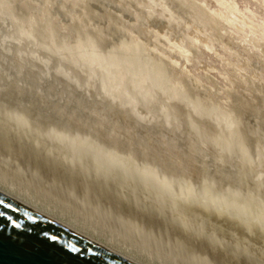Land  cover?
Masks as SVG:
<instances>
[{
    "label": "rangeland",
    "instance_id": "obj_1",
    "mask_svg": "<svg viewBox=\"0 0 264 264\" xmlns=\"http://www.w3.org/2000/svg\"><path fill=\"white\" fill-rule=\"evenodd\" d=\"M238 2L240 3L241 6L250 7L256 13H258V14L260 13V10L258 9V7L254 1H252V0H238ZM94 6H96V8ZM90 7H93L97 11L98 7L101 9L103 6L101 7V5L98 4V7H97V4H92V6L90 4ZM102 9H101L102 12L103 11L106 12V10H107L106 13L108 14V16L112 15V14H110V12L113 13V11H114V9H112V7H109L108 9L107 8L105 9L103 7ZM110 9L113 11H111ZM96 11H95V13H96ZM102 12L99 11L98 14L102 13ZM113 15H115V13ZM109 17H111V16H109ZM101 21H103V19L99 20L98 23L99 24L101 23L102 25L98 24V26L103 30V32L106 31V33H108L110 29L115 28L113 23H109V26H107L108 23L106 24L103 21V23H104V25H103V23ZM111 24H113V25H111ZM109 27H112V28L109 29ZM105 28H107V29H105ZM145 30H146L145 28H142L141 32L143 34L141 33L140 38H139V41L142 40L141 42H144L145 37H147ZM106 33L104 36L107 35ZM108 34H110V32ZM106 37H107L106 39H108V36H106ZM143 37H144V40H143ZM201 59L202 60H201L200 64L198 63L196 66H193V67L188 66V68L191 69L192 73H194L195 75L201 76V83L197 88H194L193 86L185 85L187 87L186 88L184 85H177V83H175L176 85H174V86L172 85V86L174 87V89H177V91L179 89L178 86L179 87L184 86L181 89H179V91H178L180 94H184V96L185 95L187 96V95L192 93L191 95L195 94L196 96L198 95V97L201 95H203L202 97H204V96L207 97V92L210 91L211 96L207 97L209 103L213 104V106L218 105V104L221 105L223 107L222 111H224V112H226L232 116L231 118L235 124V127H234L235 132L233 131L234 135L231 134L227 138L223 137V135L220 136L219 134H216L215 132H213L212 128H210L207 125H206V127H208V129L205 128V130H203L202 129L204 127L203 125L201 128L198 127V129L200 128L199 129L200 131L203 130L205 133L209 134L210 137L213 135L215 136V138L211 137L212 138L211 140L216 139V140H213L216 143L215 142L213 143L215 145L213 147L214 153L211 156V159L212 158L214 159L211 161L212 163H215L214 162L215 159H216V161H217V159L219 160V158H220L219 156L224 154V152L228 153L227 155L229 156V158H228V156H226L227 160L228 159L230 160L231 159L230 157H233V159H235V160L237 159L236 161H238V159H240L241 163L238 162L240 164H238V168H237L238 171L236 172V176L232 175L233 177H230L229 174H227L226 169H224L223 167H222V169H220V166L217 163H216V165H218V166H215V164L214 165H212V163L208 164V162H206L205 160L204 161L201 160L203 158V156L199 155V153L196 152L197 157L199 156L198 158H200V159H197V157H195L196 155H194L195 151L191 150V151H188L187 153H182V150H180L179 148H177L176 149L177 151H176V150H174L175 148H173L171 146H169L170 148H168V149L166 148L167 149L166 150L164 148V145H163L165 140L162 142L161 141L162 139H160L159 136L155 135L154 133H152L150 131L148 132L146 129L140 128L137 124H135V122L131 119V117L128 118L129 116H127V115L122 116V117H121V115L120 116L119 115L114 116L113 113H112L113 115L112 114L111 115L110 114L104 115L103 112L98 111L99 109L95 110L90 106L87 107L86 106L87 103L85 104L81 99L79 101V98L77 99L73 94L72 95L74 96V98L71 95V93L68 94V92L64 91V89H62V91H61V87L59 88V86L57 84L56 85L54 84V86H52V84H51L49 87H47L48 89L45 88V89H41V91H40V86H39V89L37 87L39 85L38 83L40 80L39 74H36L33 71L30 72L29 69H24V73L22 72L23 74L21 75L24 79L22 78L20 83L15 81V80H13L12 82H8L5 80V76L0 73V75H1V77H0V93H1L0 100L2 99V100H4V103L5 102L7 103V98H8V103H7V105H5V104L3 105V106H5V107H3V109L4 108L6 109V107H7L8 110L6 109V111L9 112V107H10V109H12V107L15 108V106H16L17 108L14 109L15 111L18 109L16 111V114H15V112H13V110H11L14 113L13 115H15V118L19 115L18 112H22V110H23L22 114H24V115L26 114V115L23 116L22 114H20L21 117L19 115V118H22V117L27 118L28 117L29 120H27L25 118L24 122H21V123L24 124V123L28 122L29 127H31L30 124L36 122L37 124L36 123L35 124L37 125V128L39 127L38 128L39 130L35 129V128L31 129L32 128L31 127L29 129L25 130L26 133H25V131L23 133V131L21 129L22 127H20L21 124L19 123L23 119L22 120L19 119L20 121L18 119H16V121L18 120L17 122L20 124V126H18L19 124L17 125L18 127H20V131H19L18 127L15 125L17 123L16 121H15L16 122L15 124L14 123L10 124L8 122L9 121L8 118L11 119V115H12L11 111L9 112V115L8 114L6 115L8 118L6 116H4L5 114L3 112H1L2 114L0 113L1 115L4 114L3 117H1L2 118L1 120H3L4 125L6 122H8V123H6V126L8 124H10L11 127L15 126L14 128L10 127V129H8L9 125L7 126L8 128L6 126H5V128L2 127V129H6V130H4L5 132L8 130L7 132H9V135H8V133L7 134L5 133L3 135V136H5V135L7 136V137L6 136L4 137V139L8 140L7 144H6L5 140L0 139V140H3L0 142V187L3 189L6 188L7 190H10L9 185L11 183L16 184L17 187L10 190L14 195H18L19 197L29 201L33 205L36 204L37 208L42 209L44 211H47L49 213H52L53 215L57 216L59 219L67 221L68 223L74 225V227H76L81 232L88 234V235H93L98 241L105 243L107 246H111L114 250H118L121 253H122V251H125V250L128 251V253H124V254L127 257L133 258L134 260L138 261L139 264H264V183L255 182L256 181L255 180L256 172H261L260 170H264V152H263L264 151V142H263V140H264V114H263L264 113V103H261V102H264V87H263L264 81L262 80L263 82L262 81L259 82L260 80L257 81V79H254L253 84H251V86H249V87L247 86L245 88V86L243 87V85L241 83H238V81H235L236 80L235 78L233 79V77H231V78H228L229 81L232 80V81H230V83L233 85V82H236V83H234L233 86H231V84L228 81H225L226 78L223 80L224 76L223 77H221L222 75L219 76V74L222 73V70L219 67V65L215 64L216 68H218V69H216V71L214 70V72H213V70H211V72H210L208 69H205V67H203V65H201V64L205 63V61L208 63H211L213 60L209 59V58H204V57H202ZM198 67L200 69H198ZM201 67L205 71H203ZM263 68H264V64H263ZM196 69L199 70V72H201V70L203 72L199 73ZM263 70L264 69H262V72H263ZM134 72H135V70L133 71V73ZM207 76L211 77V78L209 77V80L211 82L210 81L205 82V80H207L206 78H208ZM212 77L215 81H213ZM263 77H264V74H263ZM117 78L118 77L116 76L115 80H118ZM24 80H26V81H24ZM256 81L258 83H263L260 86L258 85L261 88L263 87L262 88L263 90L256 85V83H257ZM117 82H119V80ZM215 82L218 85H216ZM226 83L228 85H226ZM202 84H205L206 86L202 85ZM212 84H214V85H212ZM235 84L237 85L236 87L237 88L239 87L240 90L239 89L236 90L237 88L235 87ZM201 85L205 86L206 88L205 87L202 88ZM252 85H254L255 87L253 86L254 87L253 88ZM220 86H221V88H220ZM226 87H227V89L233 88L234 89V90H232L233 92H231V90H226V92H225ZM240 87H242L243 89H246L247 91L246 90L245 91L247 93L244 90H241L242 88H240ZM50 88H52V89L50 90ZM56 88H57V90H56ZM198 88H200V89H198ZM218 88H220L221 90ZM251 88H252V91H250ZM256 88H258L259 90ZM202 89H204V91ZM211 89H213V91L214 90L216 91V92L214 91L215 94ZM255 89H256L255 92L258 91L257 94H255V92H254ZM199 90H201V91H199ZM205 90H207L206 94H205ZM260 90L263 92V94ZM56 91H59V92H56ZM238 91H239V93H238ZM62 92H63V94H62ZM249 92L251 94H249ZM2 93H3V96H2ZM199 94H201V95H199ZM217 94H219V95H217ZM221 94H223V95H221ZM228 94H230L231 97ZM68 95H70V96H68ZM208 95H210V94H208ZM220 95H221V97H220ZM61 96H63V97H61ZM253 96H254L255 100H254ZM218 97L220 100L218 99ZM256 97H258V98H256ZM123 98H126V97H123ZM207 98H205L206 100H204V104L205 105L206 104L211 105L207 102ZM228 98L230 101H227ZM196 99H197V97H196ZM212 99H213V101H212ZM194 100H195V98H194ZM70 101H72V102H70ZM253 101L255 103H252ZM2 102H0V105ZM14 102H16V103H14ZM80 102H82V103H80ZM220 102L222 104H220ZM223 102L228 107L225 106ZM226 102H228V103H226ZM244 102H245V105H244ZM70 103H71V105H70ZM79 103H80V105H79ZM83 104L86 107H83L84 106ZM258 104H260V106ZM229 105H230V107H229ZM19 106H20V108H19ZM73 107H74V109H73ZM224 107H225V109H224ZM228 108H230V109H228ZM0 109H2V107H0ZM94 110H95V112H94ZM68 111H69V114H68L69 116L66 114V113H68ZM70 111H71V113H70ZM72 111H75V112H72ZM98 112L102 113V116H100L101 114L98 115L99 114ZM128 112L129 111H127V113ZM178 112H181V111H178ZM176 114H177V112H176ZM233 114H234V116H233ZM29 115H30V117H29ZM106 116H108V117H106ZM187 116L188 117H186L185 120H187L186 122L190 123V121H192V119L188 114H187ZM4 117H5L6 122L3 119ZM38 117H39V119H38ZM66 117H67V119H66ZM184 117H185V115H184ZM12 118H14V116H12ZM35 119H38V120H35ZM54 119H59L58 120L59 123L57 122L58 124H56ZM68 119H70L69 122H68ZM125 119H127V120H125ZM188 119L189 120L191 119V120L189 121ZM1 120H0V124L3 123ZM11 120H13V119H11ZM14 120H13V122H14ZM61 120H62V123H64L62 125H60ZM31 121H33V122H31ZM37 121H39L40 123ZM247 121L249 124L247 123ZM53 122L56 124L55 126L52 125ZM71 122H72V124H71ZM131 122L134 124H132ZM38 123L41 125L38 126ZM258 123H259V125H258ZM35 124H33V125H35ZM50 124L52 125V127L57 126V128H59L58 129L59 131H60V127L58 125H60L61 127L63 126L65 128L68 127L67 129H61L62 131L65 130L64 136H67V137H64V140L66 141L69 137V139L76 144V146H75L76 148L72 147L73 150H75V149L76 150L79 149V151L83 150V152H85L87 155H89V156L86 155L87 159H85V157H84V159L81 157V160H79L80 157H77L78 158V161H77L78 163H77L76 162L77 158L75 160L76 156L75 155L72 156V154H69L68 150L65 151L67 153L64 152L65 154H68V155H64V153H63L64 150L61 151L64 148L61 149V147H59V145L57 146L58 142H55L57 144H54L53 141H55V140H53L52 142H49V143L54 144L53 147L51 145L48 146V144H46V141H44V140L43 141L45 143L42 142V140H41V142L38 144V141H37L38 138L37 137L39 136V134H38V136H36L37 135L36 132L39 131L38 133H40V131H41V133H42L44 131V129H47V128L49 130L51 128ZM95 124H96V126H94ZM254 124L256 127L254 126ZM99 125H100V127H99ZM41 126H42V128H40ZM48 126H50V127H48ZM193 126H196V125L193 124ZM24 127H25V125L23 126V128ZM26 127H28V126H26ZM45 127H47V128H45ZM16 129H18V131ZM30 129H31V131H30ZM40 129H43V131ZM51 129H54L51 131L57 130L56 128H51ZM71 129H73V130H71ZM33 130H34L35 135L33 134ZM35 130H37V131H35ZM48 130H46V131H48ZM67 130H68V133L66 132ZM27 131H29L30 134H33L34 136L33 135L31 136ZM59 131H57V132H59ZM71 131H72V133H71ZM203 131H202V133H203ZM50 132H46V133L50 134ZM69 132L71 133L70 135H68ZM209 132L211 133V135ZM213 133H215V134H213ZM18 134H19V136H18ZM45 134H43V135H45ZM43 135H42V137H43ZM74 135L75 136L77 135V136L74 137ZM8 136H9V139H8ZM30 136H31V138H30ZM40 136H39V141L41 138ZM45 136H47V135H45ZM52 136H53V134L48 135V139L52 140V138H53ZM191 136H193V135H191ZM34 137L37 139V140H35V141H37V143H36L37 145L34 144V142H35V141H33L35 139ZM49 137H52V138H49ZM78 137L79 138L81 137V138L79 139ZM12 138H13V141H12ZM18 138H19V140H18ZM194 138H195V136H194ZM228 138H230V139H228ZM20 139L22 141L23 140L24 141L22 142ZM70 140H69V142L71 143ZM29 141H30V143H29ZM65 141L62 144L67 143V144H69L68 146H70V147H71V145L72 146L75 145L74 143L70 144L68 141L67 142H65ZM194 141H196V140H194ZM9 142H11V143H9ZM102 142H104L107 145L105 146V144ZM14 143H16V144H14ZM9 144H11V145H9ZM45 144L50 148H48ZM62 144L60 146H63ZM100 144H102V145H100ZM6 145H9V146L6 147ZM55 145H56V147L60 148V151L56 152ZM156 145H158V146L156 147ZM227 145L230 147H228ZM38 146H40V147H38ZM64 146L67 148H70V147L66 146V144ZM44 147H46L48 150L49 149L50 150L48 151ZM51 147H52L54 152L51 150ZM112 147H114V149H112ZM15 148H17V149H15ZM72 148L70 150H72ZM107 148H109V149L107 150ZM41 149L43 152L41 151ZM169 150H170V152H169ZM227 150L230 152H228ZM111 151H113V152H111ZM120 151H121V153H120ZM167 151H168V153H167ZM171 151L173 153L175 152V154H173ZM13 152H14V155H13ZM189 152L191 155L189 154ZM192 152H193V155H192ZM247 152H248V154H247ZM85 153H83V154H85ZM99 153H101L102 155L100 154L101 156H99ZM111 153H113L114 155ZM179 153L181 156L179 155ZM15 154H17V155H15ZM95 154L98 156H96ZM130 154H131V156H130ZM172 154L174 156H172ZM184 154L186 156H184ZM235 154H237V155H235ZM244 154H245V156H244ZM27 155H29V156H27ZM63 155L65 158L63 157ZM69 155H71V156L69 157ZM91 155H92V157H91ZM124 155L128 158H126ZM14 156H15V158H14ZM57 156H58V159L56 158ZM103 156L104 157L106 156L107 158L106 157L104 158ZM237 156H239V157H237ZM67 157H69V158H67ZM73 157H74V159H73ZM168 157H170V158H168ZM13 158H14V160H13ZM55 158L57 160H54ZM184 158L186 159V161ZM107 159H109V161L110 160L115 161V163H118L119 165L122 166L123 169H125L126 178L123 181L119 180L120 182H118L117 178L114 179L113 178L114 176L112 174H110L107 171V169H104L105 167L107 168V165H106ZM43 160H44V162H43ZM71 160H73V161L71 162ZM103 160H104L105 164H103L104 163ZM51 161H53L54 163H52ZM68 161H70L71 163ZM182 161H183V163H182ZM40 163H42V164H40ZM45 163H47V164H45ZM84 163H85V165H84ZM39 164H40V166H39ZM99 164H101V166ZM108 164H109V162H108ZM47 165H48V168H47ZM61 165H63V166H61ZM79 165L81 168L79 167ZM98 165H99V167H98ZM104 165H106V166L104 167ZM239 165H241V166H239ZM211 166H213V167H211ZM214 166L216 167V170H218L219 172L215 170ZM41 167H43V168L41 169ZM45 167H46V169H45ZM200 167H201V170H200ZM208 167H210V168H208ZM217 167H219V168H217ZM211 168H214V169H211ZM242 168H244L246 171ZM89 171H92V172H89ZM105 171H106V173H105ZM178 171H180V172H178ZM182 171H184V173ZM212 171L214 174L212 173ZM53 172H54V174H53ZM101 172H102V174H101ZM164 172H167V173L169 172L170 174L166 175V173H164ZM79 173L81 174V176ZM141 174H143V175L149 174L150 176L152 175V176H154L153 179L157 178L158 180H162L163 182L164 181L166 182L168 180H170L169 182H171L174 180L173 182L175 183V186L177 185L175 188L184 186L183 188H185L189 191L192 198H188L189 200L188 199L186 200L187 203L181 202L184 206L183 207L181 205V207H182V209H181L180 205H179V207H177V205H173V204H176L173 202H175L176 200H177L176 202L179 201L178 194L175 191H174L173 195H171V194L167 195V194H165V192H163V190L160 188L159 185H157V184L155 185V183H150V180L146 179L145 177H143L145 179L141 178V176L139 177V175H141ZM164 175L166 177H164ZM174 175L175 176L177 175L176 178ZM182 175L183 176L185 175L184 178ZM224 175H225V177H224ZM72 176H74V177H72ZM170 176H172V177H170ZM213 176H215V177H213ZM216 176H217V178H216ZM61 177H63V178H61ZM140 178H141V180H140ZM226 179H228V180H226ZM84 180L86 182H84ZM127 180L129 181V183ZM76 181L78 183V186L76 184ZM135 181H137L138 183ZM107 182H109V183H107ZM140 182H142V183H140ZM120 183H121V185H120ZM181 183H182V185H181ZM184 183H185V185H184ZM124 184L127 186H125ZM136 184L137 185L140 184V185H138L139 187L136 186ZM97 185L99 187H97ZM111 185H113V186H111ZM123 185L125 187H123ZM137 187H138V189H137ZM140 187H142L143 189ZM76 189H77V191H76ZM128 189H129V191H127ZM191 189H192V191H191ZM107 190H108V192H107ZM139 190H140V192H139ZM145 190H146V192L144 193ZM207 191H208V193H207ZM169 193H171V192H169ZM161 194H163L162 196H165V197H161ZM174 194L175 195L177 194V195L175 196ZM143 195H144V197H143ZM149 195H151V196H149ZM136 196H138L139 198ZM172 197H173V199H172ZM105 198H107V199H105ZM113 198H115V199L113 200ZM175 198H177V199H175ZM170 199H172V200H170ZM130 200H132V201H130ZM169 200H170V202H169ZM150 201H152V202H150ZM164 201H165V203L166 202L167 203L165 204ZM211 202L213 205H211ZM124 203H126V204L124 205ZM216 203H217V205H216ZM107 204H108V206H107ZM221 204H222V206H221ZM128 205H129V207H127ZM138 205H140V206H138ZM143 205H145V206H143ZM161 205H163V207ZM172 207L175 208L174 210H176V211H174L172 209ZM127 209H129V210H127ZM146 209L147 210L149 209V210L147 211ZM161 209H163V210H161ZM197 209L199 211H197ZM140 210L142 211V213ZM167 210L169 212H167ZM180 210H183V211H180ZM234 210H235V212H234ZM127 211H129V212H127ZM156 212L160 215L158 216V214ZM188 212L191 214H189ZM123 214H124V216H123ZM162 215H164L165 217ZM216 215H217V217H216ZM132 218H133V220H132ZM215 218L217 219V222H216ZM251 218H252V220H251ZM166 219H168V220L166 221ZM176 219H178V220H176ZM225 219L228 221H226ZM195 220H198V222H196ZM136 221H138V222H136ZM182 223H184V224H182ZM207 225H208V227H207ZM204 227H205V229H204ZM182 230H184V231H182ZM204 230H205V232H204ZM237 230H239V231L237 232ZM199 231H200V233H199ZM217 233L219 235H217ZM228 236L231 239H229ZM171 237H174V238H171ZM237 237L238 238L240 237V238L237 239ZM209 238H210V240H209ZM216 238H218V239H216ZM173 241H174V244H173ZM222 241H224V242H222ZM223 243H224V245H223ZM242 244H243V246H242ZM209 246L211 248H209ZM218 246H220V247H218ZM227 247L230 248V250L228 249V251H227ZM126 248H128V249H126ZM184 248H186V249H184ZM219 248H221V249H219ZM190 250H191V252H190ZM199 253H200V255H198ZM212 253L214 256L212 255ZM230 254H231V256H230ZM237 254H239V255H237ZM225 255H227V256L225 257ZM207 257H208V259H207ZM242 257H244V259ZM212 260H214V261L212 262Z\"/></svg>",
    "mask_w": 264,
    "mask_h": 264
},
{
    "label": "bare ground",
    "instance_id": "obj_2",
    "mask_svg": "<svg viewBox=\"0 0 264 264\" xmlns=\"http://www.w3.org/2000/svg\"><path fill=\"white\" fill-rule=\"evenodd\" d=\"M252 1L255 2L258 9L260 10L259 14L256 13L250 7L241 6L240 3L238 2V0H0V73L5 76L6 81L12 82L13 80H15V81L20 83L21 79L23 78L21 75L24 73V69H29L30 72L33 71L36 74H39L40 80L38 83L39 85L37 87L39 89V86H40V91H41V89H45V88L49 87L51 84H52V86H54V84L55 85L57 84L59 86V88L61 87V91H62V89H64V91H67L68 94H70V93H71V95L73 94L77 99L79 98V101L81 99L85 104L87 103V105H86L87 107L90 106L95 110L99 109L98 111L103 112L104 115H106V114L111 115L113 113L114 116L115 115H119V116L121 115V117H122V116L127 115V116H129L128 118L131 117V119L135 122V124H137L140 128L146 129L148 132L150 131V132L154 133L155 135L159 136L160 139H162L161 140L162 142L165 140L163 143L165 149L166 148L168 149V148H170L169 146H171V147L175 148L174 150L179 148L180 150H182V153H187L188 151L192 150V151H195L194 155H196V152L199 153V155L203 156V158L200 156L202 158L201 160H203V161L205 160L206 162H208V164H210V163H212L211 161L214 160L213 158L211 159V156L214 153L213 147L215 144H213V143L215 141H213V140H216V139L211 140L212 139L211 137L215 138V136L213 135L210 137L209 134L205 133L203 130H205V128L208 129V127H206V125H207L210 128H212L213 132H215L216 134H219L220 136L223 135V137L227 138L231 134L234 135L233 131H234L235 124L231 118L232 116L229 115L228 113L222 111L223 107L221 105L218 104V105L213 106V104L209 103L207 97L211 96L210 91L207 92V90H205V94L207 92V97L206 96H204V97L207 98V102L211 105H208V104L205 105L204 104V100H206V99L204 97H202L203 95H201V94H199V95H201L199 97H198V95L196 96L194 93H193L194 95H191L192 94L191 93L187 96L186 95L184 96V94H180L178 91H179V89H181L185 85L193 86L194 88H197L200 85L201 76L195 75L194 73H192L191 69L188 68V66L193 67V66H196L198 63L200 64L202 57L209 58V59L213 60L211 63H208L204 60L205 63H203L201 65H203V67H205V69H208L210 72H211V70H213V72H214V70L216 71V69H218V68H216L215 64L219 65V67L222 70V73H220L219 76L220 75H222L221 77L224 76L223 80L226 78L225 81H228L229 83L232 80L229 81L228 78L233 77V79L234 78L236 79L235 81H238V83H241L243 85V87L245 86V88H246L247 86L249 87V86H251V84H253L254 79H257V81L260 80L259 82H261L262 80L264 81V77H263L264 70L262 72V69H264L263 68V64H264V0H252ZM90 4H91V6H92V4H97V7H98V4H100L101 7L103 6L105 9L112 7V9H114V11L110 9L111 11H113V13L110 12V14L113 15L115 13V15H113V16L109 15V16H111V17H109L108 14L106 13L107 10H106V12L105 11L102 12L103 7L101 8L102 10L98 7V10L100 12H102V13L98 14L99 11L98 10L96 11L93 7H90ZM94 7L96 8V6H94ZM94 10L96 11L97 14L95 13ZM101 19H103L104 23H106V24L108 23L107 26H109V23H113L115 30L110 29L112 27H109L110 30L109 29L108 30H109L110 34H108L109 32L106 33V31L103 32V30L98 26V24H99L98 21ZM103 21H101V22L103 23ZM104 23H103V25H104ZM113 24H111V25H113ZM142 28L146 29L145 32L147 35V37H145L144 42H141L142 40L139 41L140 35L142 33L141 32ZM105 29H107V28H105ZM105 33L107 34L106 36H108V39H106L107 37L104 36ZM143 40H144V37H143ZM199 67H198V69H200ZM134 70H135V72L133 73ZM202 70H203V68H202ZM202 70H201V72H199V70H197V71L199 73H202L203 71H205V70H203V71ZM116 76L118 77L117 79L119 80V82H117L118 80H115ZM0 77H1V75H0ZM209 77L206 78L207 80H205V82L210 81ZM212 79H213V77H212ZM24 81H26V80H24ZM213 81H215V80L213 79ZM124 82L125 83L127 82V83L125 84ZM175 83H177V85H184V86H182V87L178 86L179 89L177 91V89H174V87H173L174 85H176ZM234 83H236V82H233V85H234ZM215 84L218 85L216 82H215ZM261 84H263V83H258V82L256 83L257 86L258 85L260 86ZM202 85H205V84H202ZM212 85H214V84H212ZM226 85H228V84L226 83ZM233 85L231 84V86H233ZM254 85H252V87ZM205 86H202V88ZM236 86L237 85L235 84V87ZM220 88H221V86H220ZM220 88H218V89H220ZM240 88H242V87H240ZM259 88H261V87H259ZM51 89L52 88H50V90ZM198 89H200V88H198ZM238 89H239V87L236 90H238ZM256 89H258V88H256ZM256 89L254 90V92L256 91ZM56 90H57V88H56ZM202 90L204 91V89H202ZM211 90L213 91V89H211ZM226 90H231V92H233L232 90H234V89L233 88L227 89V87H226L225 92H226ZM241 90L245 91L246 89L242 88ZM59 91H56V92H59ZM199 91H201V90H199ZM250 91H252V88ZM215 92H214V94H215ZM257 92H255V94H257ZM238 93H239V91H238ZM62 94H63V92H62ZM208 94H210V95H208ZM223 94H221V95H223ZM249 94H251V93L249 92ZM262 94H263V92H262ZM0 95H1V93H0ZM217 95H219V94H217ZM221 95H220V97H221ZM228 95L230 96V94H228ZM2 96H3V93H2ZM68 96H70V95H68ZM74 96H73V98H74ZM61 97H63V96H61ZM123 97H126L127 99L123 98ZM196 97H197V99H196ZM194 98H195V100H194ZM253 98H254V96H253ZM256 98H258V97H256ZM218 99H219V97H218ZM1 100H0V102H2V101L3 102L0 105V107H2V109H0V113L3 112L5 114V115L4 114L3 115L6 116L7 114L9 115V112L11 110H13V112H15V114H16V111L18 110V109L16 111L14 110L15 108H17L16 106H15V108L12 107V109H10V107L8 106L9 112L6 111L7 107H6V109L5 108L3 109V107H5L3 105L4 104L7 105V103H8V98H7V103L6 102L4 103V100H2V101ZM254 100H255V98H254ZM212 101H213V99H212ZM227 101H230L229 98L227 99ZM70 102H72V101H70ZM14 103H16V102H14ZM80 103H82V102H80ZM80 103H79V105H80ZM226 103H228V102H226ZM252 103H255V102L253 101ZM261 103H264V102H261ZM220 104H222V103L220 102ZM70 105H71V103H70ZM224 105L227 106L225 103H224ZM244 105H245V102H244ZM258 105L260 106V104H258ZM86 106L84 105L83 107H86ZM229 107H230V105H229ZM19 108H20V106H19ZM73 109H74V107H73ZM224 109H225V107H224ZM228 109H230V108H228ZM95 110H94V112H95ZM127 111H129V112L127 113ZM178 111H181V112H178ZM13 112L11 115V119H13V120L15 119V120L13 122V120L9 119L6 116L9 120L8 122L10 124H12V123L15 124L19 119L20 120L23 119L22 121L19 120L20 121L19 123L21 124V126L18 122L15 124L16 126L19 124L18 126L22 127L21 129H22L23 133L25 130H27L31 127H32L31 129H34V128L38 129L39 128V127L37 128L36 122H35L36 124L35 123L30 124L31 127H29L28 122L24 123V124L21 123V122H24V119L26 118V117L25 118H23V117L19 118V115L22 114L23 110H22V112H18L19 113V115L17 114L18 118L17 117L15 118V115H13L14 114ZM72 112H75V111H72ZM176 112H177V114H176ZM70 113H71V111H70ZM66 114L68 115L69 111ZM187 114L192 119V121H190L191 119L190 120L188 119L190 121V123L186 122L187 120H185L186 117H188ZM3 115L0 116V120L2 119L1 117H3ZM22 115L25 116L26 114L25 115L22 114ZM98 115L102 116V113H99ZM184 115H185V117H184ZM12 116H14V118H12ZM233 116H234V114H233ZM20 117H21V115H20ZM29 117H30V115H29ZM106 117H108V116H106ZM3 119L6 122L5 117ZM16 119H18V120L16 121ZM26 119L29 120L28 117ZM38 119H39V117H38ZM38 119H35V120H38ZM66 119H67V117H66ZM54 120H55L56 124L59 123L58 122L59 119H54ZM69 120L70 119H68V122H69ZM125 120H127V119H125ZM1 121L3 122V120H1ZM8 122H6V123H8ZM31 122H33V121H31ZM37 122H39V121H37ZM6 123H5V125H4V122L1 123L2 125L0 124L1 125L0 126V139L5 140L6 144H7L8 140L4 139V137L6 135L5 136H3V135L5 133L6 134L8 133V135H9V132H7L8 130L5 132L4 130H6V129H2V127L5 128ZM39 123H38V126L41 125ZM53 123H52V125L55 126L56 124L55 123L53 124ZM247 123H248V121H247ZM10 124H8L9 128L7 127L8 125L6 126L8 129H10V127H11ZM33 124H35L36 126ZM62 124H64V123H62V120H61L60 125H62ZM71 124H72V122H71ZM132 124H134V123H132ZM193 124H195L196 126H193ZM24 125H25V127L26 126H28V127H26V128L24 127L25 128L24 129L23 128ZM52 125H51V128H56L57 130L51 131L54 129L50 128L49 129L51 131L50 132L47 127H45L47 129H44V131H43V129H40L44 133L43 132L41 133V131H40V133H38L39 131L35 130V131H37L36 136H38V134H39V136L41 134L43 135L46 132H50V134L46 133L45 135H47V136L43 135V137L41 135L40 141H39V136L37 137L38 140L34 137L35 139L33 141L37 140L38 144L41 142V140H42V142L46 141V144H48V146L51 145L52 147L54 146V144H57L55 142H58L57 146L59 145V147H61V149L64 148L61 150V151L64 150L63 153L66 150H68L69 154H72V156L73 155L76 156L75 160L77 157H80L79 160H81V157L83 159H84V157H85V159H87L86 157L89 155H87L85 152H83V150L82 151L81 150L79 151V149H77L78 151L76 149L73 150V148H76L75 147L76 144L73 141H71L69 139V137L66 141L64 140V137H67V136H64L65 130L62 131L61 129H67L68 127L65 128L63 126L61 127L60 125H58L60 127V131H59L58 130L59 128H57V126L52 127ZM202 125L204 126L202 128L203 133H202V131L199 130L202 127ZM258 125H259V123H258ZM94 126H96V124ZM254 126H255V124H254ZM14 127L15 126H13L11 128H14ZM20 127H18L19 131H20ZM48 127H50V126H48ZM99 127H100V125H99ZM198 127H200V128L198 129ZM40 128H42V126ZM18 129H16V130L18 131ZM31 129H30V131H31ZM46 130H48V131H46ZM71 130H73V129H71ZM57 131H59V132H57ZM27 132L30 134L29 131H27ZM66 132L68 133V130ZM25 133H26V131H25ZM71 133H72V131H71ZM71 133L69 132L68 135H70ZM215 133H213V134H215ZM33 134L35 135L34 130H33ZM33 134H30V135L32 136ZM52 134H53L52 137L54 139L52 137H49V138H52V140L48 139V135H52ZM191 135H193V136H191ZM210 135H211V133H210ZM18 136H19V134H18ZM31 136H30V138H31ZM76 136L74 135V137H76ZM194 136L196 139L194 138ZM8 139H9V136H8ZM228 139H230V138H228ZM3 140H0V142ZM18 140H19V138H18ZM53 140H55V141H53ZM69 140L71 141L72 144L74 143L75 145H73V146L71 145V147H70V146H68L69 144L65 143L66 146L70 147V148H67L64 146L65 144H62V143L64 141L69 142ZM194 140H196V141H194ZM12 141H13V138H12ZM37 141H35L34 144H36ZM52 141L54 144L49 143ZM263 142H264V140H263ZM9 143H11V142H9ZM29 143H30V141H29ZM102 143H104V142H102ZM14 144H16V143H14ZM61 144L63 146H60ZM9 145H11V144H9ZM9 145H6V147ZM100 145H102V144H100ZM106 145L107 144H105V146ZM157 146L158 145H156V147ZM38 147H40V146H38ZM52 147H51V150L53 151ZM55 147H56V145H55ZM228 147H230V146H228ZM44 148H46V147H44ZM48 148H50V147H48ZM56 148H55L56 152L60 151V148H58V147H56ZM71 148L73 151L70 150ZM15 149H17V148H15ZM42 149H41V151H42ZM108 149L109 148H107V150ZM112 149H114V147H112ZM14 152H13V155H14ZM111 152H113V151H111ZM169 152H170V150H169ZM228 152H230V151H228ZM248 152H247V154H248ZM65 153H67V152H65ZM65 153H64V155H68ZM83 153H85V154H83ZM120 153H121V151H120ZM167 153H168V151H167ZM100 154L101 153H99V156L102 155V154L101 155ZM111 154H113V153H111ZM173 154H175V152ZM173 154H172V156H174ZM189 154H190V152H189ZM227 154L228 153L224 152V154L219 156L220 157L219 160L217 159V161H216V159H215V161H214L215 163H212V165H214V164H215V166L219 165L220 169H222V167H223L224 169H226L227 174H229L230 177H233V176H236V172L238 171V169H237L238 164H240L241 162H240V159H238V161H236L237 159L235 160V159H233V157H230L231 159L230 160L228 159L229 160L228 161L226 158V156H228ZM15 155H17V154H15ZM64 155H63V157H64ZM179 155H180V153H179ZM192 155H193V152H192ZM235 155H237V154H235ZM27 156H29V155H27ZM70 156L71 155H69V157ZM96 156H98V155H96ZM130 156H131V154H130ZM184 156H186V155L184 154ZM244 156H245V154H244ZM69 157H67V158H69ZM91 157H92V155H91ZM195 157H197V155ZM198 157H197V159H200ZM237 157H239V156H237ZM14 158H15V156H14ZM14 158H13V160H14ZM56 158L58 159V156ZM56 158L54 160H57ZM126 158H128V157H126ZM168 158H170V157H168ZM228 158H229V156H228ZM73 159H74V157H73ZM72 161L73 160H71V162ZM77 161H78V158H77L76 162ZM106 161H107V164H106L107 168L105 167L106 165H104V167H105L104 169H107V171L114 176L113 177L114 179L117 178L118 182L123 181L126 178L125 169H123L121 165H119L118 163H115V161H113V160H110L111 161L110 162L109 159H107ZM185 161H186V159H185ZM43 162H44V160H43ZM51 162L54 163L53 161H51ZM68 162H70V161H68ZM103 162H104V160H103ZM108 162H109V164H108ZM238 162H240V163H238ZM47 163H45V164H47ZM85 163H84V165H85ZM182 163H183V161H182ZM216 163L218 165H216ZM40 164H42V163H40ZM40 164H39V166H40ZM103 164H105V162ZM99 165L101 166V164H99ZM99 165H98V167H99ZM61 166H63V165H61ZM215 166H214V168L216 170ZM239 166H241V165H239ZM79 167H80V165H79ZM211 167H213V166H211ZM42 168L43 167H41V169ZM47 168H48V165H47ZM208 168H210V167H208ZM214 168H211V169H214ZM217 168H219V167H217ZM45 169H46V167H45ZM242 169H244V168H242ZM200 170H201V167H200ZM216 171H218V170H216ZM260 171L261 172H256V174L254 173L255 174V180H256L255 182L264 183V170H260ZM89 172H92V171H89ZM178 172H180V171H178ZM182 172L184 173V171H182ZM105 173H106V171H105ZM164 173H166V175L170 174L169 172L168 173L164 172ZM212 173H213V171H212ZM53 174H54V172H53ZM101 174H102V172H101ZM80 176H81V174H80ZM140 176H141V178L145 177L146 179H149L150 183H155V185L156 184L159 185L160 188L163 190V192H165V194H167V195H170V194L173 195V193L175 191L178 194L179 201L176 202L177 201L176 200L175 202H173L176 204H173V205H177V207H179V205H180L181 209H182L181 205L183 206V204L181 202L187 203L186 200L188 198H192L189 191L187 189L183 188L184 186L175 188L177 185L175 186L173 179H172L173 181H171V182H169L170 180L163 182L162 180H158L157 178L153 179L154 176L151 175L152 176L151 177L149 174L148 175L147 174H145V175L141 174V175H139V177ZM176 176H175V178H176ZM184 176H183V178H184ZM72 177H74V176H72ZM164 177H166V176L164 175ZM170 177H172V176H170ZM213 177H215V176H213ZM224 177H225V175H224ZM61 178H63V177H61ZM141 178H140V180H141ZM145 178H143V179H145ZM216 178H217V176H216ZM226 180H228V179H226ZM84 182H86V181L84 180ZM135 182H137V181H135ZM107 183H109V182H107ZM128 183H129V181H128ZM140 183H142V182H140ZM76 184L78 186L77 181H76ZM120 185H121V183H120ZM124 185H123V187L127 186V185H125V186ZM138 185H140V184H138ZM138 185L136 184V186H138ZM181 185H182V183H181ZM184 185H185V183H184ZM111 186H113V185H111ZM15 187H17L16 184L11 183L9 185L10 190H12ZM97 187H99V186L97 185ZM138 187H137V189H138ZM140 188H142V187H140ZM10 190H7L6 188L3 189L0 187V192L2 194L12 198L13 200H16L20 203H23V204L29 206L30 208L39 212L40 214L47 217L48 219L53 220L55 222H58L64 226L70 228L71 230L77 232L81 236L103 246L104 248L115 253L116 255L124 257L126 259H129V260L139 264L138 261L134 260L133 258H129L124 254V253H128V251L125 250V251H122V253H121L118 250H114L111 246H107L105 243L98 241L93 235H88V234L81 232L76 227H74V225H72V224H70L67 221H64L62 219H59L57 216L53 215L52 213H49L47 211H44L42 209L37 208L36 204L33 205L32 203H30L29 201L19 197L18 195H14ZM108 190H107V192H108ZM76 191H77V189H76ZM127 191H129V189ZM191 191H192V189H191ZM139 192H140V190H139ZM145 192H146V190L144 191V193ZM169 192H171V193H169ZM207 193H208V191H207ZM162 195L163 194H161V197H165ZM149 196H151V195H149ZM136 197H138V196H136ZM143 197H144V195H143ZM177 198H175V199H177ZM105 199H107V198H105ZM114 199L115 198H113V200ZM172 199H173V197H172ZM172 199H170V200H172ZM170 200H169V202H170ZM130 201H132V200H130ZM150 202H152V201H150ZM164 203H165V201H164ZM125 204L126 203H124V205ZM211 205H213L212 202H211ZM216 205H217V203H216ZM107 206H108V204H107ZM138 206H140V205H138ZM143 206H145V205H143ZM161 206L163 207V205H161ZM221 206H222V204H221ZM127 207H129V205ZM172 209L174 210L175 208L172 207ZM127 210H129V209H127ZM161 210H163V209H161ZM174 211H176V210H174ZM180 211H183V210H180ZM197 211H199V210L197 209ZM127 212H129V211H127ZM167 212H169V211L167 210ZM234 212H235V210H234ZM141 213H142V211H141ZM124 214H123V216H124ZM189 214H191V213H189ZM159 215L160 214H158V216ZM164 215H162V216H164ZM216 217H217V215H216ZM132 220H133V218H132ZM167 220L168 219H166V221ZM176 220H178V219H176ZM251 220H252V218H251ZM195 221L198 222V220H195ZM226 221H228V220H226ZM136 222H138V221H136ZM216 222H217V219H216ZM182 224H184V223H182ZM207 227H208V225H207ZM204 229H205V227H204ZM182 231H184V230H182ZM238 231L239 230H237V232ZM204 232H205V230H204ZM199 233H200V231H199ZM217 235H219V234L217 233ZM171 238H174V237H171ZM228 238H229V236H228ZM239 238L237 237V239H239ZM216 239H218V238H216ZM229 239H231V238H229ZM209 240H210V238H209ZM222 242H224V241H222ZM173 244H174V241H173ZM223 245H224V243H223ZM242 246H243V244H242ZM218 247H220V246H218ZM209 248H211V247L209 246ZM126 249H128V248H126ZM184 249H186V248H184ZM219 249H221V248H219ZM228 249L230 250V248L227 247V251H228ZM190 252H191V250H190ZM200 253L198 255H200ZM212 255H213V253H212ZM237 255H239V254H237ZM226 256L227 255H225V257ZM230 256H231V254H230ZM242 258L244 259V257H242ZM207 259H208V257H207ZM213 261L214 260H212V262Z\"/></svg>",
    "mask_w": 264,
    "mask_h": 264
},
{
    "label": "water",
    "instance_id": "obj_3",
    "mask_svg": "<svg viewBox=\"0 0 264 264\" xmlns=\"http://www.w3.org/2000/svg\"><path fill=\"white\" fill-rule=\"evenodd\" d=\"M0 200L11 204L17 211L0 210L20 220L25 229H34L33 235L19 233L18 239V231L0 220V224L5 225L0 230V264H137L1 192ZM41 232L55 235L58 241L49 243L38 239Z\"/></svg>",
    "mask_w": 264,
    "mask_h": 264
},
{
    "label": "snow or ice",
    "instance_id": "obj_4",
    "mask_svg": "<svg viewBox=\"0 0 264 264\" xmlns=\"http://www.w3.org/2000/svg\"><path fill=\"white\" fill-rule=\"evenodd\" d=\"M0 209H9L11 211H17V209L13 208L11 204H7L3 200H0ZM0 220L6 221L8 227L18 231V239L20 238L19 233H24L25 235L29 236L34 234L33 228L29 227L25 229L24 224L20 220L9 216L6 211L0 210ZM4 226L5 225L0 224V230H2ZM38 239L47 241L49 243H56L58 241V238L55 235H52L47 232L39 233Z\"/></svg>",
    "mask_w": 264,
    "mask_h": 264
}]
</instances>
